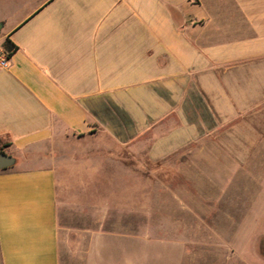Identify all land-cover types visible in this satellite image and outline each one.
<instances>
[{"label": "crops", "instance_id": "1", "mask_svg": "<svg viewBox=\"0 0 264 264\" xmlns=\"http://www.w3.org/2000/svg\"><path fill=\"white\" fill-rule=\"evenodd\" d=\"M0 25V264L256 254L194 204L264 167V0H0Z\"/></svg>", "mask_w": 264, "mask_h": 264}, {"label": "rangeland", "instance_id": "2", "mask_svg": "<svg viewBox=\"0 0 264 264\" xmlns=\"http://www.w3.org/2000/svg\"><path fill=\"white\" fill-rule=\"evenodd\" d=\"M219 167L218 173L211 171V174L218 175L205 173V177L197 181L194 204L199 212L197 225L211 223L215 229H228L232 235L245 239L248 247H253L252 251L257 250L255 255L225 254V250L213 246L212 241L198 239V264H264V167L261 171L237 174ZM173 180L174 177H170V181ZM150 186L161 187V177L154 168H151ZM201 229L207 234L204 227ZM150 256L151 264H176V259L171 258L170 253L163 248L160 261L153 252ZM70 257L65 258L64 264H73Z\"/></svg>", "mask_w": 264, "mask_h": 264}, {"label": "water", "instance_id": "3", "mask_svg": "<svg viewBox=\"0 0 264 264\" xmlns=\"http://www.w3.org/2000/svg\"><path fill=\"white\" fill-rule=\"evenodd\" d=\"M2 25H0L1 31ZM15 158L13 156L7 155L5 153H0V169L4 170L15 165Z\"/></svg>", "mask_w": 264, "mask_h": 264}, {"label": "built area", "instance_id": "4", "mask_svg": "<svg viewBox=\"0 0 264 264\" xmlns=\"http://www.w3.org/2000/svg\"><path fill=\"white\" fill-rule=\"evenodd\" d=\"M10 65L9 58L7 55L0 53V67L1 68H8Z\"/></svg>", "mask_w": 264, "mask_h": 264}, {"label": "trees", "instance_id": "5", "mask_svg": "<svg viewBox=\"0 0 264 264\" xmlns=\"http://www.w3.org/2000/svg\"><path fill=\"white\" fill-rule=\"evenodd\" d=\"M4 46H5V49L7 50V52H9L11 54L17 50V47L10 40H7L4 44Z\"/></svg>", "mask_w": 264, "mask_h": 264}]
</instances>
